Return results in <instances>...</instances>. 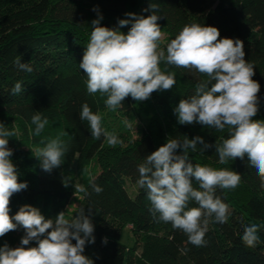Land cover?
<instances>
[{
    "label": "trees",
    "instance_id": "16d2710c",
    "mask_svg": "<svg viewBox=\"0 0 264 264\" xmlns=\"http://www.w3.org/2000/svg\"><path fill=\"white\" fill-rule=\"evenodd\" d=\"M150 3L158 5L155 14L161 17L159 25L175 37L185 25L198 23L217 27L221 39L243 41L245 59L255 69L253 79L261 85L260 111L254 119L264 120V0H0V106L16 120L15 129L10 130L15 135L8 138V147L21 154L19 161L13 163L20 182L28 184L26 190L11 197L10 215L14 216L23 205H31L45 219L55 220L60 212L68 214L71 198L78 194L81 198L70 219L80 209L86 214L90 211L95 243L86 244L84 255L94 264H264V227L258 232L260 242L256 247H246L242 242L245 227L264 225V188L247 156L220 164L215 147L201 151L202 145L198 144L196 152L189 149V160L194 165L236 171L241 175L239 185L247 190L245 196L236 198L231 189L217 188L216 195L229 206V218L223 224L210 219L205 235L207 244L203 247L192 245L185 233L160 221L158 214L154 216L146 190L137 183L138 166L167 139L182 141L185 136L189 139L201 136L206 143L215 145L228 138L227 129L218 132L198 123L176 122L169 131H164L147 115L148 122L137 139L108 153L106 139L94 138L88 122L79 117L82 105L87 103L101 116L102 128L116 134L113 123H119L122 117L110 121L103 117L102 111L109 109L105 104L107 94L88 93L87 76L80 62L90 40L92 20L102 16L101 26L127 34L131 25L120 28L118 21L130 19L127 13L151 15ZM94 8L98 11H93ZM17 56L21 62L30 64L31 73L17 69L13 63ZM160 67L167 74L174 73L179 85L175 94L178 103L193 95L196 86L207 80L194 69L177 68L165 61H161ZM18 81L23 90L12 95ZM171 100V95L160 93L153 101L161 114L167 115ZM140 104L127 97L122 107L111 111L134 118ZM37 113L48 120L39 135L31 119ZM57 122L63 130L54 135L49 126ZM57 138L67 151L62 165L46 172L36 158L37 152ZM177 154H182V149ZM101 155L98 169L90 173L88 164ZM78 174L85 192L77 190ZM93 184L103 191L97 194ZM129 186L134 187L132 194ZM193 186L199 188L195 181ZM197 206L195 202L189 204ZM102 214L114 221L125 219L132 225L130 232L135 237L132 247L119 240L123 228L99 220ZM8 235L18 236L19 247L25 231L18 227ZM32 242L36 241L26 247H35Z\"/></svg>",
    "mask_w": 264,
    "mask_h": 264
},
{
    "label": "clouds",
    "instance_id": "9594fccd",
    "mask_svg": "<svg viewBox=\"0 0 264 264\" xmlns=\"http://www.w3.org/2000/svg\"><path fill=\"white\" fill-rule=\"evenodd\" d=\"M150 9L152 14L147 17L127 13L130 19L118 21L120 28L131 25L127 34L101 26L102 16L92 20L90 40L80 68L87 76L88 93L107 94L106 107L113 110L122 107L127 97L143 102L154 92L170 91L174 87L175 75L162 72L161 61L177 68L194 69L207 77L196 86L193 95L180 99L174 114L180 125L198 123L218 132L227 129L228 138L215 145L206 143L201 136L192 139L185 136L182 141L167 139L138 166L137 181L147 192L153 215L158 214L160 221L171 223L174 229L185 233L192 245L203 247L207 244L205 235L210 219L223 224L229 218V206L216 195L217 188H236L241 175L233 170L194 165L189 160V149L196 152L198 144L202 145L201 151L215 147L220 164L247 156L264 188V120L254 119L260 111L261 85L253 79L255 69L245 59L243 41L221 39L217 27L185 25L167 44L165 54L159 46L163 33L158 23L161 17L155 14L158 5L150 3ZM13 63L18 70L33 71L30 64L21 62L20 56ZM22 90L18 81L11 94ZM79 117L88 122L94 138L103 136L109 145L120 143L117 135L102 128L101 116L87 103L82 105ZM31 119L39 135L48 120L39 113ZM14 135L0 123V237L18 227L24 229L25 235L19 247L12 248L7 243L0 246V264H94L84 255L86 244L95 243L90 211L86 214L80 209L72 219L60 212L52 220L45 219L38 208L23 205L14 216L10 215L11 197L28 187L27 182H20L11 160L13 150L8 147V138ZM178 149H182V154H177ZM66 151L65 144L57 138L40 148L36 158L44 171L51 172L62 165ZM193 181L199 188L193 186ZM64 184L68 186L65 180ZM92 188L97 194L103 191L95 184ZM77 190L86 191L79 186ZM190 202L198 206L189 207ZM262 227L258 224L245 227L242 242L246 247L257 246ZM33 240L36 246L26 247ZM103 242L106 244L107 239Z\"/></svg>",
    "mask_w": 264,
    "mask_h": 264
},
{
    "label": "rangeland",
    "instance_id": "374dc122",
    "mask_svg": "<svg viewBox=\"0 0 264 264\" xmlns=\"http://www.w3.org/2000/svg\"><path fill=\"white\" fill-rule=\"evenodd\" d=\"M161 31L163 33V36H162V39L159 41V46H160V50H164L166 54V46L168 43L171 42L172 39L175 38V36L173 34H170L168 31H166L162 27H161ZM161 71L164 72L162 69ZM178 90H179V85H178V82L176 81V84L170 91L154 92L148 100L141 102L140 106H138V109H135L137 116H135L134 118L123 117L122 115H119L116 112L112 113L110 108L103 110L102 115L107 121H110L112 118L117 119V118L122 117L119 123L117 122L113 123V127L116 133L115 135H117V137L119 138L120 143L116 145H109L106 141V145L108 146L107 148L108 153H113L118 147H123L131 143L135 139H137L139 137L142 127L146 125L148 122L147 115L150 117V120L154 124L156 125L159 124L162 128H164V131H167V130L169 131L177 122V117L174 114V108L178 105L177 99L175 98L176 97L175 94L178 92ZM160 93L171 95V98H172L167 115L161 114L160 110L157 108V106L155 105L153 101L154 97ZM15 122H16L15 118L5 113V111H3L2 107L0 106V123H3L5 128H7L8 130H13L15 129ZM119 124L121 125L118 131ZM49 127L52 133H54V135L55 134L58 135L63 130V126L59 122L51 124V126ZM30 151L29 149L26 150V152L28 153H31ZM20 158H21V154L13 152V156L11 157V160L13 162L19 161ZM101 158H102V155L99 157H96L88 164V170L90 173L92 169L94 168H95L94 170L98 169L97 166ZM81 182H82L81 176L80 174H78L77 179H76V187L77 186L81 187ZM239 184L241 185V183ZM240 185H238L234 189H231L236 198H242L243 196H245V193H247V190L243 189ZM133 191H134V187L129 186V193L132 194ZM80 198L81 196L78 194L74 195L71 198V202L68 206V214L66 215V218L70 219L71 213L74 210V208L78 205ZM98 218L102 223L110 224L119 229L123 228V230H121L120 232V238H119L120 242L123 243L127 247H132L134 245L135 237L130 232L132 225L128 223V221H126L125 219L114 221L110 219L107 215H103V214L99 215ZM17 237H18L17 235H8V234H6L4 237H0V246H3L5 243H7L9 247H12V248L18 247ZM32 244L36 246V242L35 244L34 242H32ZM121 264H124V262Z\"/></svg>",
    "mask_w": 264,
    "mask_h": 264
}]
</instances>
